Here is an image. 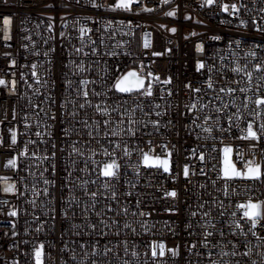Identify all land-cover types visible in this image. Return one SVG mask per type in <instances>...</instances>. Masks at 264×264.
<instances>
[{
	"label": "built area",
	"instance_id": "2783aa9c",
	"mask_svg": "<svg viewBox=\"0 0 264 264\" xmlns=\"http://www.w3.org/2000/svg\"><path fill=\"white\" fill-rule=\"evenodd\" d=\"M95 3L105 7L0 0V264H35L40 245L42 264H264V220L253 229L238 207L264 202V105L255 103L264 98L255 68L264 66V0H133L129 11ZM233 3L244 7L219 6ZM128 70L152 84L151 96L112 87ZM145 153L167 158L169 172L145 165ZM225 158L240 172L259 164L260 178H225ZM113 161L114 176H103Z\"/></svg>",
	"mask_w": 264,
	"mask_h": 264
},
{
	"label": "snow or ice",
	"instance_id": "6c2138e0",
	"mask_svg": "<svg viewBox=\"0 0 264 264\" xmlns=\"http://www.w3.org/2000/svg\"><path fill=\"white\" fill-rule=\"evenodd\" d=\"M168 0H161V3H167ZM215 2V0H201V6H204V5H212L213 3ZM91 3L93 5V7H105L104 4H100V5H97L95 3V0H91ZM133 3V0H115V3L112 4V5H108V7H110L111 9L115 10V9H120V10H124V11H129L130 8L129 6ZM221 10L223 11H228L230 8L232 9L233 13L235 12H238L239 8L241 7H244L243 4H238V3H233V4H220L219 5ZM48 7H50V5H48ZM143 11H152V9L150 8H143L142 9ZM261 12H264V7H262L260 9ZM166 15L168 16H172L174 15V12L173 11H170L168 13H166ZM188 17L186 16L185 19H187ZM9 21V18L8 17H5V24H7ZM240 23L243 25L245 22L243 20L240 21ZM253 23H255V20L253 19ZM49 28L52 27L51 24H49L48 26ZM171 31H175V29H171ZM80 32H81V35H84L85 33V29L84 28H81L80 29ZM61 35L63 36V33H61ZM193 35H195V33H193ZM5 40H8L10 39V36L8 35L7 31H5V36H4ZM212 39H216V40H219L220 37L219 36H215V37H212ZM239 43V42H237ZM196 50L197 51H202V46L200 44H197L196 45ZM77 51H80L79 49H77ZM93 53H95L97 50L94 48L93 50ZM109 55H112L113 53H108ZM154 55H159V53H153ZM4 55H8V53H4ZM45 55H47V53H45ZM249 55H255V53H249ZM12 64L15 63V61H11ZM33 69H35L36 65L33 64L32 65ZM202 67H204V64L202 61H197L196 63V68L197 70L199 71ZM255 68L257 71H264V66H262L261 64H256L255 65ZM209 71H211V69H209ZM233 72H239L241 71L240 67L237 66V67H234L232 69ZM33 77H36V72L33 71L32 73ZM246 76H248L249 78L251 77V73H248L246 72L245 73ZM149 77H152L153 74L152 73H149L148 74ZM157 80H159V77L157 76L156 77ZM210 79V77H209ZM6 81L3 79V78H0V85H6ZM89 83V81L87 79H82L80 81V84L81 85H87ZM164 84H169L170 83V78L169 79H165L163 81ZM15 84L16 82L15 81H12V90L15 91ZM144 84H145V77L141 76V75H137V73L135 72H132V71H129L128 73H125L123 76H120L118 77L114 84L112 85V87H114V89L119 92V93H130L132 92L133 90H142L143 91L141 92L142 95H147V96H151L152 95V84L149 83L148 84V87L145 89L144 88ZM185 88H191V85L190 84H185L184 85ZM209 87H211V84H209ZM192 91L194 92H199L200 89L199 88H193ZM221 91H223V89H221ZM229 92H233L234 89H228ZM241 92H244L245 89L244 88H241L240 89ZM81 94L86 98L88 96V92L87 91H82ZM97 95H99V93H97ZM248 97L245 96V100H247ZM255 103L257 105H264V98H261L259 96H257L256 100H255ZM64 105H61V107H63ZM85 105L84 104H80L79 107L80 108H83ZM192 107H195V104H193ZM244 107H247V104L244 105ZM191 110V109H189ZM105 112H107V109H104ZM217 111H220V109L218 108ZM259 114V113H257ZM74 115V114H73ZM209 117H205V120H207ZM107 123V121L105 122ZM129 123H131V121H129ZM152 123L155 125L157 124V121H152ZM85 126L87 127V124H85ZM261 128L264 129V124L261 125ZM130 130V129H129ZM68 131L67 129H65V134L67 135L68 134ZM204 131L206 132H211V129L210 128H205ZM248 137L250 138H256L257 137V133L255 131H253V127L251 124L248 125ZM89 135H91V133H89ZM16 133L13 131L12 132V135H11V142L14 144L16 142ZM53 147H55V145H53ZM78 150L73 147L72 148V152L75 153L77 152ZM229 151V149L225 148L224 149V152L225 154H227V152ZM127 154V153H126ZM20 155H24L23 152L20 153ZM53 156H55V153L52 154ZM201 159H203V153L201 154ZM143 163L145 165H148V164H152L153 166L155 167H158V168H162L163 171L165 173H168L169 172V160L167 158H164V159H161L160 157H150L147 153H145L143 155ZM7 165H11L13 168L16 167V159L15 157L9 159L7 161ZM117 166L115 164V162L113 161L112 163L110 164H106L104 165V167L101 169V174L103 176H106V177H112L114 176V171L113 169H115ZM188 173H189V170H188V166L185 165L184 166V176L187 177L188 176ZM222 173H223V176L225 178H232V177H245V178H253V179H259L260 176H261V166L259 164H252L250 162V166L247 167V170L244 171V172H240V171H237L235 169V167L228 163L227 162V158H225V167L222 169ZM42 175V174H41ZM43 183L44 184H48L49 181L47 179L43 180ZM4 191L6 192H11L13 191V185L9 184L7 185L5 188H4ZM35 192V190H34ZM44 194L47 195L48 194V189L45 188L43 190ZM86 194H89V193H86ZM90 195L92 197H95L97 194L95 192H92L90 193ZM165 196H170V197H176L177 196V192L173 189V190H170V191H166L164 193ZM113 196H115V193H113ZM33 204L35 203L34 201L32 202ZM202 207V206H201ZM238 207H242L243 209H245L244 213H243V216L245 218H247L250 222H251V227L254 229L257 224H258V221L259 220H264V202H260V201H257V202H247L246 204L244 205H238ZM165 211H175V209H165ZM17 213L13 210V211H10L8 213V215L10 216H15ZM141 215H144V213H141ZM192 216H195L196 213L193 212L191 213ZM204 215H207V213H205ZM221 215H223V213H221ZM233 215H235V213H233ZM90 227H94L93 225H89ZM127 227V225H125ZM189 225H186V227H188ZM237 227H240V225H237ZM39 230V228L37 229ZM206 231V236H211L212 235V232H207ZM16 233L13 232V235H15ZM221 235H223V233H221ZM252 235H256V232L253 231L252 232ZM207 239L205 238V240L203 241L204 244H207ZM81 247L83 248L84 245L81 244ZM160 247V252H159V255L163 256L165 254L164 252V245L163 243H161L159 245ZM235 247V246H233ZM42 248H43V245H40V246H37L35 249H34V260H35V264H42ZM96 249H95V246H93V252H95ZM168 252H170L173 256L177 255V252L174 248H169L167 250ZM133 255H135V252L133 253ZM153 255L155 256L156 255V251H155V245H153ZM221 255H227V253H224V252H221ZM231 255L235 256L236 255V252L233 251L231 253ZM244 255H247V253H244ZM92 264H96L95 260L92 261ZM125 264H127V261H125ZM211 264H217V261L213 260L211 261ZM254 264V262H253Z\"/></svg>",
	"mask_w": 264,
	"mask_h": 264
},
{
	"label": "water",
	"instance_id": "95a60500",
	"mask_svg": "<svg viewBox=\"0 0 264 264\" xmlns=\"http://www.w3.org/2000/svg\"><path fill=\"white\" fill-rule=\"evenodd\" d=\"M129 71H132V72H135V73H136V71H134V70H128L126 73H128ZM124 74H125V73H124ZM124 74H123V75H124ZM123 75H122V76H123ZM137 75H138V74H137ZM133 91H136V90H133Z\"/></svg>",
	"mask_w": 264,
	"mask_h": 264
},
{
	"label": "rangeland",
	"instance_id": "374dc122",
	"mask_svg": "<svg viewBox=\"0 0 264 264\" xmlns=\"http://www.w3.org/2000/svg\"><path fill=\"white\" fill-rule=\"evenodd\" d=\"M161 159H164V158H161ZM247 170V168L245 169V171Z\"/></svg>",
	"mask_w": 264,
	"mask_h": 264
}]
</instances>
